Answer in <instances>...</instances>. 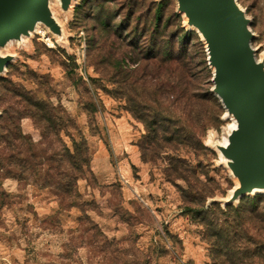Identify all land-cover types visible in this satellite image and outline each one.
I'll list each match as a JSON object with an SVG mask.
<instances>
[{"label": "rangeland", "instance_id": "1", "mask_svg": "<svg viewBox=\"0 0 264 264\" xmlns=\"http://www.w3.org/2000/svg\"><path fill=\"white\" fill-rule=\"evenodd\" d=\"M124 1L89 0L77 9L80 0L64 11L60 0H52L62 37L41 25L33 36L0 49L2 54L14 55L0 74V84L9 79L61 103L89 142L93 172L78 181L82 199L74 207L62 206L49 188L0 176V194L6 192L0 195V264H213L201 225L185 211L178 187L167 179L163 168L174 154L185 156L193 165L199 162L203 178L213 180L218 188L213 198H226L236 181L215 145L223 143L233 119L226 116L221 102L214 109L216 125H208L203 137L213 152L196 155L183 146L176 152L167 149L155 164L142 160L138 142L145 126L128 110L127 101L114 95L117 85L111 80L120 68L129 71L144 64L139 59L143 56L121 45L132 36V26H116L125 14ZM165 1L178 16L172 18V28L177 29L179 23L191 31L187 18L177 10V0ZM238 1L252 20L253 45L261 57L264 0ZM98 13L103 23L114 16L116 25L105 38L99 36L100 27H93L96 20L91 16ZM192 31L202 47L190 49L194 58L187 67L188 79L194 90L211 91L213 69L206 46L199 33ZM146 81L155 82L151 75ZM93 103L97 112L90 123L86 107ZM1 109L0 105V113ZM208 118L199 125L207 124ZM23 128L39 139L30 119L23 120ZM178 184L185 185L183 181Z\"/></svg>", "mask_w": 264, "mask_h": 264}, {"label": "trees", "instance_id": "2", "mask_svg": "<svg viewBox=\"0 0 264 264\" xmlns=\"http://www.w3.org/2000/svg\"><path fill=\"white\" fill-rule=\"evenodd\" d=\"M88 1L83 0L77 9ZM122 9L125 14L117 25L114 16L106 23L99 13L91 17L96 20L94 29L100 27L99 36L104 38L112 34L114 25L132 26L131 39L121 45L143 56L139 58L142 66L129 71L120 68L111 79L117 85L114 95L124 98L128 110L145 126L138 142L142 160L155 164L167 149L176 152L183 146L196 155L213 152L203 137L208 125H216L212 119L220 100L208 89L194 90L188 79L187 67L194 58L190 49L202 47L198 35L179 23L172 28L177 14L165 0H125ZM193 39L195 43L190 44ZM149 75L155 82L147 84ZM4 81L0 84V176L49 188L62 206H80L78 181L93 175L92 150L83 130L61 103ZM86 112L93 123L97 106L93 103ZM206 117L209 122L199 125ZM24 119L32 121L39 139L24 131ZM199 167V162L193 165L185 156L174 154L163 173L178 187L185 211L201 225L212 263L264 264V194L243 197L237 205L224 208L215 201L207 204L218 188L213 180L203 178Z\"/></svg>", "mask_w": 264, "mask_h": 264}, {"label": "water", "instance_id": "3", "mask_svg": "<svg viewBox=\"0 0 264 264\" xmlns=\"http://www.w3.org/2000/svg\"><path fill=\"white\" fill-rule=\"evenodd\" d=\"M51 1L0 0V49L33 36L38 24L62 37ZM79 1L60 3L69 11ZM177 10L205 43L213 69L211 91L236 122L227 144L215 146L237 184L226 198L211 202L237 205L243 197L264 194V53L258 57L252 20L238 0H177ZM13 60V54L0 53V74Z\"/></svg>", "mask_w": 264, "mask_h": 264}, {"label": "bare ground", "instance_id": "4", "mask_svg": "<svg viewBox=\"0 0 264 264\" xmlns=\"http://www.w3.org/2000/svg\"><path fill=\"white\" fill-rule=\"evenodd\" d=\"M56 18V17H55ZM42 24H38V26H37V30H36V32L38 31V29H39V27L41 26ZM24 38L25 37H23L22 39L24 40ZM14 41L15 40H12V41H10L9 43H8V45L9 44H11L12 42L14 43ZM9 47V46H8ZM0 53H1V51H0ZM233 119V118H232ZM236 126V122H235V120L233 119V124H232V126L230 127V129L228 130V133H230V131L234 128ZM228 133L225 135V137H224V141H223V143H222V145H226L227 144V141H228ZM220 144V143H219ZM219 155H220V152H219ZM221 156H222V154H221ZM223 157V156H222ZM224 158V157H223ZM235 181H236V184H237V180H236V178H235ZM230 192H231V190H230Z\"/></svg>", "mask_w": 264, "mask_h": 264}]
</instances>
